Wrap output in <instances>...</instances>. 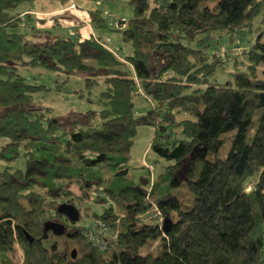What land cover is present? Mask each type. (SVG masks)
<instances>
[{"label": "trees", "instance_id": "16d2710c", "mask_svg": "<svg viewBox=\"0 0 264 264\" xmlns=\"http://www.w3.org/2000/svg\"><path fill=\"white\" fill-rule=\"evenodd\" d=\"M26 1L0 0V159L24 150L26 163L0 172L1 264H13L8 255L17 246L22 264H264V0H129L134 16L116 31L132 47L126 58L94 38L28 26L27 15L13 13ZM260 16V34L242 52L246 70L211 82L232 56L208 49L223 36L234 41ZM90 19L94 30L109 29L99 10ZM24 24L43 42L29 41L19 31ZM37 67L67 81L86 74L90 88L102 79L92 102L100 109L52 117L35 100L46 87L19 73ZM140 92L154 104L145 117L155 129L150 151L169 165L137 182L131 164ZM91 202L110 205L99 214ZM64 204L93 221L71 222L59 211ZM154 209L162 224L147 222ZM95 221L117 237L105 249L86 238ZM47 223L63 225L65 234L46 231ZM154 243L156 255L141 254Z\"/></svg>", "mask_w": 264, "mask_h": 264}, {"label": "rangeland", "instance_id": "374dc122", "mask_svg": "<svg viewBox=\"0 0 264 264\" xmlns=\"http://www.w3.org/2000/svg\"><path fill=\"white\" fill-rule=\"evenodd\" d=\"M48 1V0H47ZM96 10L100 11L105 19L109 21V29H95L94 37L102 41L111 51L115 54H119L120 57L126 58L132 56L133 50L130 44H126L123 40L122 34L116 32L117 30L124 28L126 23L130 21L134 16V7L130 4L129 0H93ZM33 0H27L20 7L13 11L14 14L24 12L31 8ZM261 18L255 20L253 26L244 30L241 34L235 36L234 41L228 36H223L216 40L213 46L208 49V52H213L217 47L219 53H225L228 51L232 56V60L226 64L224 68H219L215 76L211 78V82L225 83L231 78V75L237 71H245L246 57L242 55L243 50L246 47L257 40L260 34ZM22 33H28L30 37L29 41L34 43H42L43 41L33 35L31 30L26 29L25 24L19 29ZM80 31V30H78ZM82 31V30H81ZM76 31H66L60 29L55 32L56 36H63L76 41L80 40L76 35ZM264 42V36L261 37ZM239 54V57H234ZM236 60L238 64L236 65ZM243 63V64H242ZM19 73L26 78L27 82L32 85L45 86L41 88L35 95V100L38 105L43 108L51 110V116L54 118H62L71 112L86 113L88 111H97L99 106L92 103L96 100V96L104 89V81L98 79L93 88L88 87L87 75L71 77L68 81L67 78L61 74L55 73L44 67H37L33 70L27 68H20ZM258 77L264 81V66L259 68ZM67 81V82H66ZM136 105L135 114L139 120L137 137L135 139L134 146L132 148V170L131 174L133 178L139 182L141 176L150 173L151 179H156L162 174L164 167L169 163L155 156L150 151V144L155 135L154 127L145 122V117L149 111L154 107L152 100L146 97L143 93H139L134 98ZM185 117H179L180 120ZM4 141L0 144V152ZM24 150H21L20 157L15 160L0 159V172L9 169L11 172L16 170H24L26 168L25 159L23 157ZM145 166L147 169H142ZM110 175V174H109ZM105 174V177H109ZM76 194L81 195V191L73 187ZM94 197V196H93ZM108 205L98 206L95 203H90L93 213H101ZM93 221L92 215L88 217L85 212L82 213L81 220L79 222L82 226H88ZM81 251V246L77 244L72 245L70 252L73 250ZM159 245L154 243L141 251V254L145 255L152 253L156 255L158 253ZM8 258L13 264L23 263V253L20 247H16V251L8 255ZM1 264V262H0Z\"/></svg>", "mask_w": 264, "mask_h": 264}, {"label": "crops", "instance_id": "0c3cea01", "mask_svg": "<svg viewBox=\"0 0 264 264\" xmlns=\"http://www.w3.org/2000/svg\"><path fill=\"white\" fill-rule=\"evenodd\" d=\"M95 11L93 0H33L31 8L21 14H30V18L26 16L28 26L35 27L37 31H48L53 36L60 29L76 31L78 38L84 41L97 39L90 24V13Z\"/></svg>", "mask_w": 264, "mask_h": 264}, {"label": "built area", "instance_id": "2783aa9c", "mask_svg": "<svg viewBox=\"0 0 264 264\" xmlns=\"http://www.w3.org/2000/svg\"><path fill=\"white\" fill-rule=\"evenodd\" d=\"M146 219L147 222H156L157 224H162L164 222V218L158 209L150 211L146 215ZM86 238L95 246L105 249L106 246L115 241L117 237L107 224L101 221H95L89 227Z\"/></svg>", "mask_w": 264, "mask_h": 264}, {"label": "water", "instance_id": "95a60500", "mask_svg": "<svg viewBox=\"0 0 264 264\" xmlns=\"http://www.w3.org/2000/svg\"><path fill=\"white\" fill-rule=\"evenodd\" d=\"M60 213L64 215L67 219H69L73 223H77L80 220L79 211L72 205L64 204L59 209ZM169 224L168 222L164 223L163 229L165 232L168 231ZM46 231H51L57 236H62L65 234V227L59 223H47L45 225ZM32 242L33 240L30 239ZM73 258L77 257V250L72 251Z\"/></svg>", "mask_w": 264, "mask_h": 264}]
</instances>
